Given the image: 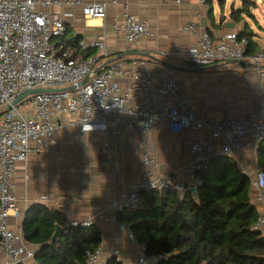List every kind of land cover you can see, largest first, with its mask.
Returning a JSON list of instances; mask_svg holds the SVG:
<instances>
[{"label": "crops", "instance_id": "0c3cea01", "mask_svg": "<svg viewBox=\"0 0 264 264\" xmlns=\"http://www.w3.org/2000/svg\"><path fill=\"white\" fill-rule=\"evenodd\" d=\"M85 1L106 2V17H86L81 7L54 6L49 10L63 18L68 35L78 38L77 44L70 42L67 35L63 39L70 50L80 58L97 57V70L115 63L128 68L133 60L142 59L154 70L157 81L164 74L173 75L179 93L191 100L201 117L255 112L264 118V64L257 67L246 61H224L209 66L191 65L187 58L198 39L194 32L184 29L186 23L193 22L199 30L210 32L216 42L229 33L249 34L248 54H257L264 49V0H182L180 4L173 0ZM233 10H240L237 19ZM126 12L148 24V33L132 46L115 29ZM98 34L105 35V50L79 47L80 41H90ZM119 80L122 90H126L130 76ZM156 100L153 92L151 103L154 105ZM79 117V113L58 117L59 127L46 136V146L32 149L27 159L16 165L15 196L20 212L11 216V226L24 236V218L31 210L39 217L51 211L62 221L56 222V226H62V233L70 232L65 228L71 221L91 219L101 231L99 247L103 246L105 258H111L107 253L110 247H117L123 264H139L136 243L128 230L119 227L123 222L110 218L112 201L127 194L131 183L149 174L163 177L171 184L183 183L185 188L178 189L181 194L190 189L193 183V175L187 170L191 161L190 143L208 139V128L175 132L162 123L144 132L122 123L121 135L113 138L109 131H83ZM104 140H110L117 150L113 156L115 171L107 162L109 155L102 151ZM147 156L156 164L146 162ZM229 156L251 177L253 184L260 167L259 142L246 139L242 148ZM255 196L253 187L254 202ZM258 208L262 210L263 205ZM24 239L29 248L35 251L40 248L25 236ZM2 259L0 251V264ZM27 264H37L35 257Z\"/></svg>", "mask_w": 264, "mask_h": 264}, {"label": "built area", "instance_id": "2783aa9c", "mask_svg": "<svg viewBox=\"0 0 264 264\" xmlns=\"http://www.w3.org/2000/svg\"><path fill=\"white\" fill-rule=\"evenodd\" d=\"M54 6L61 9L81 7L86 17L104 18L107 15V3L103 1L0 0L1 264L28 263L35 255L36 251L27 246L23 234L10 223L11 216L20 212L15 196V169L19 162L27 159L32 149L41 150L46 146V136L59 127L58 117L79 113L78 124L83 131H109L113 138L121 135L122 123L144 132L162 123H167L175 132L207 127L208 139L190 143L191 161L187 170L193 175V183L189 188L202 185V173L215 157L237 152L246 139L255 143L264 140V118L260 114L201 117L191 100L179 93L176 78L164 74L157 81L154 70L145 60H133L128 68L115 63L97 70V57L80 58L62 39L67 26L60 15L49 10ZM115 29L132 46L148 33V24L126 12ZM184 29L194 32L198 39L187 58L191 65L209 66L224 61H246L257 67L264 64V49L254 55L248 54L247 36L229 33L216 42L210 32L199 30L193 22L186 23ZM79 47L105 50V35L98 34L90 41L82 40ZM125 75L130 76V82L127 89L122 90L119 79ZM67 86L74 88L29 94L12 104L17 97L34 88ZM153 92L157 96L154 105L151 103ZM172 96L176 97L172 99ZM8 104L10 108H7ZM102 151L109 155L107 162L115 171L113 156L117 150L110 140L103 141ZM145 161L156 164L149 156ZM167 184H171L167 179L155 178L152 174L131 183L127 194L112 201L110 218L117 221L119 211L139 208L143 191L160 189ZM175 186L185 188L183 183ZM253 187L255 202L263 205L253 229L264 237V167H259L256 172ZM92 224L91 219L74 220L67 224L65 231ZM119 227L128 230L136 243L139 264H159L167 257L164 253H149L147 244L138 242L124 223H119ZM107 253L111 258L121 260V251L117 247H110ZM87 256L86 264H108L102 245L96 251H88Z\"/></svg>", "mask_w": 264, "mask_h": 264}, {"label": "trees", "instance_id": "16d2710c", "mask_svg": "<svg viewBox=\"0 0 264 264\" xmlns=\"http://www.w3.org/2000/svg\"><path fill=\"white\" fill-rule=\"evenodd\" d=\"M238 12H232L236 19ZM66 35L78 43L67 32L62 39ZM259 164L264 167V140ZM202 177L196 194L190 189L181 194L175 184L143 191L139 208L119 211L117 218L149 253L167 254L159 264H264V237L253 229L260 211L251 177L229 155L215 157ZM56 222L62 224L49 210L40 217L31 210L24 218L25 238L40 246L37 264H86L87 252L101 243L99 228L75 226L53 238ZM108 264L123 263L112 257Z\"/></svg>", "mask_w": 264, "mask_h": 264}, {"label": "water", "instance_id": "95a60500", "mask_svg": "<svg viewBox=\"0 0 264 264\" xmlns=\"http://www.w3.org/2000/svg\"><path fill=\"white\" fill-rule=\"evenodd\" d=\"M74 86H67V87H61V88H34L24 94H22L21 96L17 97L15 100H13L12 104H17L21 99H23L24 97H26L29 94H33V93H38V92H43V91H53V90H62V89H73ZM10 104L7 105V108H10ZM197 189L198 187L196 186H192L190 188V190L192 191L193 194L197 193ZM62 226L61 225H57L56 226V230L55 233L53 235V238L58 237L61 233H62Z\"/></svg>", "mask_w": 264, "mask_h": 264}, {"label": "rangeland", "instance_id": "374dc122", "mask_svg": "<svg viewBox=\"0 0 264 264\" xmlns=\"http://www.w3.org/2000/svg\"><path fill=\"white\" fill-rule=\"evenodd\" d=\"M249 18H250V17H249ZM249 21H251V23H252L253 26H255V24H256L255 21H253V20H251V19H250ZM0 117H1V116H0Z\"/></svg>", "mask_w": 264, "mask_h": 264}]
</instances>
